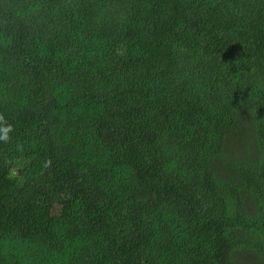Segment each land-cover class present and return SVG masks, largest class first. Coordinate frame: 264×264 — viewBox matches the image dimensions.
<instances>
[{
  "label": "trees",
  "instance_id": "16d2710c",
  "mask_svg": "<svg viewBox=\"0 0 264 264\" xmlns=\"http://www.w3.org/2000/svg\"><path fill=\"white\" fill-rule=\"evenodd\" d=\"M0 115V264H264V0H0Z\"/></svg>",
  "mask_w": 264,
  "mask_h": 264
},
{
  "label": "clouds",
  "instance_id": "9594fccd",
  "mask_svg": "<svg viewBox=\"0 0 264 264\" xmlns=\"http://www.w3.org/2000/svg\"><path fill=\"white\" fill-rule=\"evenodd\" d=\"M13 131V127L5 122L3 115H0V141L7 142L10 139L9 134Z\"/></svg>",
  "mask_w": 264,
  "mask_h": 264
},
{
  "label": "rangeland",
  "instance_id": "374dc122",
  "mask_svg": "<svg viewBox=\"0 0 264 264\" xmlns=\"http://www.w3.org/2000/svg\"><path fill=\"white\" fill-rule=\"evenodd\" d=\"M251 260H255V258H253L252 256H251ZM249 262V261H248ZM253 264H262V262H260V261H258V260H255V261H253Z\"/></svg>",
  "mask_w": 264,
  "mask_h": 264
}]
</instances>
